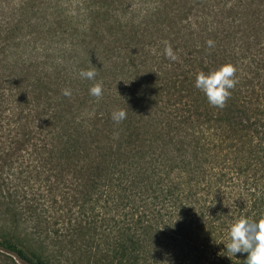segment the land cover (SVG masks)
I'll return each instance as SVG.
<instances>
[{
	"label": "trees",
	"instance_id": "obj_1",
	"mask_svg": "<svg viewBox=\"0 0 264 264\" xmlns=\"http://www.w3.org/2000/svg\"><path fill=\"white\" fill-rule=\"evenodd\" d=\"M228 63L238 83L213 107L196 76ZM208 162L264 163V0H0V250L23 264L77 251L75 264H201L220 218L192 190L225 177ZM248 209L239 218L258 222L264 200Z\"/></svg>",
	"mask_w": 264,
	"mask_h": 264
},
{
	"label": "rangeland",
	"instance_id": "obj_2",
	"mask_svg": "<svg viewBox=\"0 0 264 264\" xmlns=\"http://www.w3.org/2000/svg\"><path fill=\"white\" fill-rule=\"evenodd\" d=\"M209 173L218 171L225 172V177L222 181H218L213 184L209 189L199 191L192 190L193 196L199 198L200 201L198 205L194 203V206L199 205L205 207H212L215 211V218H220L218 222V228L216 227L215 232L213 233L212 248H202L201 246L197 249V243H194L193 246L197 249L198 252H201L202 262L201 264H209V259H218L216 257L217 253L224 255L226 251V243L230 242L229 230L231 225L239 219L240 214H244L249 211L248 206L256 201L264 200V163L263 165L257 166L256 168H248L241 173L236 172V169H225L223 164H218L214 169L213 164L208 162L206 165ZM242 171V168L241 170ZM233 172V173H232ZM207 173V177L209 176ZM234 175V177H233ZM230 177V181H228ZM233 177V179H232ZM244 179L247 181L244 183ZM196 192V193H195ZM214 207V208H213ZM210 209V210H212ZM20 230H27V224H22L19 228ZM45 249L52 251V243L47 241V244H44ZM184 249L188 250V245L184 244ZM214 249V250H212ZM203 250V251H202ZM71 252V251H70ZM79 252L66 254V258L70 257L72 261L74 260L75 264L79 258ZM183 255L180 253V250L177 251L176 256ZM231 256V255H230ZM219 257V256H218ZM235 259L230 262V264H242L243 255L233 256ZM71 261V262H72ZM65 263V262H64ZM0 264H23L15 255L0 250Z\"/></svg>",
	"mask_w": 264,
	"mask_h": 264
},
{
	"label": "clouds",
	"instance_id": "obj_3",
	"mask_svg": "<svg viewBox=\"0 0 264 264\" xmlns=\"http://www.w3.org/2000/svg\"><path fill=\"white\" fill-rule=\"evenodd\" d=\"M207 44L212 47L214 42L209 40ZM164 45L165 56L176 61L178 56L173 52L170 42L165 41ZM236 73L237 68L231 63L222 65L219 69L209 73L201 71L196 76L195 86L206 95L210 105L224 108L232 95L230 90L234 89L238 83ZM96 75L95 68L79 72L82 79L94 80ZM89 93L97 99L101 98L103 95L102 83H95L89 89ZM62 94L71 97L72 91L66 88ZM126 116L127 112L124 109L112 113V119L117 124L126 119ZM229 237L230 242L225 244L228 252L235 256L237 253H248L246 264H264V217L257 222L241 216L231 225Z\"/></svg>",
	"mask_w": 264,
	"mask_h": 264
}]
</instances>
